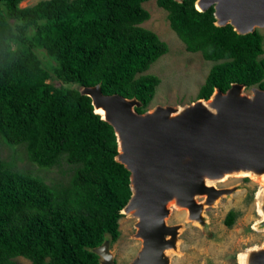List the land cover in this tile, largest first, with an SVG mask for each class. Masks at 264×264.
Masks as SVG:
<instances>
[{
  "label": "trees",
  "instance_id": "1",
  "mask_svg": "<svg viewBox=\"0 0 264 264\" xmlns=\"http://www.w3.org/2000/svg\"><path fill=\"white\" fill-rule=\"evenodd\" d=\"M25 1L0 0V136L12 146L25 144L40 168L67 166L70 176L51 185L0 160V264L18 257L32 264H100L90 249L107 236L113 244L121 237L131 173L116 160L113 127L80 87L100 84L105 95L137 98L143 114L161 83L146 72L169 46L142 27L150 0H42L22 7ZM157 4L187 51L216 63L198 99L234 83L264 90L260 31L240 35L231 25L218 27L214 8L200 12L196 0ZM238 216L230 211L225 225Z\"/></svg>",
  "mask_w": 264,
  "mask_h": 264
},
{
  "label": "water",
  "instance_id": "2",
  "mask_svg": "<svg viewBox=\"0 0 264 264\" xmlns=\"http://www.w3.org/2000/svg\"><path fill=\"white\" fill-rule=\"evenodd\" d=\"M212 7L218 27L231 25L240 35L264 28V0H196L200 12ZM248 90L234 83L226 92L215 89L209 99L149 106L140 114L136 108L143 104L137 98L105 95L100 84L80 87L95 113L113 127L116 160L131 173L132 196L121 213L136 220L134 238L142 246L129 264H172L184 229V224H168L172 210L188 209L189 220L206 227L205 210L211 204L200 199L217 191L209 181L241 174L264 177V90ZM221 198L215 195L211 201L216 205ZM112 244L107 236L90 249L100 264H116ZM249 250L247 264H264L263 244Z\"/></svg>",
  "mask_w": 264,
  "mask_h": 264
},
{
  "label": "rangeland",
  "instance_id": "3",
  "mask_svg": "<svg viewBox=\"0 0 264 264\" xmlns=\"http://www.w3.org/2000/svg\"><path fill=\"white\" fill-rule=\"evenodd\" d=\"M40 1L42 0H27L22 3V7L33 6ZM143 6L150 13V19L143 23L142 27L155 32L169 46V52L159 58L146 72L161 79L150 109L157 105L185 106L195 102L210 70L216 63L206 61L201 53L187 51L184 42L171 29L168 12L158 6L157 0H150ZM258 31L264 37V28ZM38 54L49 69L51 61L48 55L45 51ZM49 82L56 87L63 86L56 79ZM0 160L17 171L38 176L51 185L69 180V167L40 168L29 159L25 144L12 146L1 136ZM249 177L240 175L217 184L219 189H238L232 195L225 193L218 204L205 210L206 227L201 226L197 221L195 224L187 222V211L172 210L168 224H184L179 252L173 254L172 264H240V253L251 247L264 245V229H260L264 226H260L262 217L259 215L257 205V193L258 189H261V184ZM230 211L239 213L232 227L224 223ZM135 224L136 220L129 216H124L120 220L121 237L112 244L116 264H129L141 249V241L134 238ZM13 262L32 264L23 257L14 258Z\"/></svg>",
  "mask_w": 264,
  "mask_h": 264
},
{
  "label": "bare ground",
  "instance_id": "4",
  "mask_svg": "<svg viewBox=\"0 0 264 264\" xmlns=\"http://www.w3.org/2000/svg\"><path fill=\"white\" fill-rule=\"evenodd\" d=\"M241 175H243V177H252V178H254L255 180H257L258 182H260V184H261V189H259V191H258V193H257V205H258V212H259V215L262 217V220H261V222H259L260 223V226L261 227H263L264 226V211H263V209H262V199H263V197H264V177H256V176H254V175H252V174H241ZM237 176H240V175H237ZM237 176H233V177H237ZM249 177V178H250ZM229 178H231V177H229ZM229 178H224V179H222V180H220V181H209L208 183H207V185H208V187H215L216 189H217V191H214V193L212 192V193H207L206 195H204V197H202V199H200V201H202L203 203L204 202H206V200H207V202L206 203H208V204H211V205H209L208 207H214L215 205L213 204V202L211 201V199H212V197H214L215 195H217V196H219L220 195V197H222L225 193H228V195H232L238 188H230V189H219L218 187H217V184L218 183H221V182H224V181H226V180H228ZM234 191V192H233ZM204 199V200H203ZM222 199V198H221ZM220 201V200H219ZM217 204H218V202H217ZM176 208V207H175ZM177 210L178 209H180V210H185V211H187L188 212V217L186 218V221H191V220H189V216H190V212H189V210L188 209H181V208H176ZM206 209H207V207H206ZM129 216V218H131V216L130 215H127L126 217H128ZM132 219V218H131ZM195 222L196 221H191V223H194L195 224ZM201 224V223H200ZM170 226H172V225H170ZM202 226V225H201ZM260 229H264V227L263 228H260ZM169 238V237H168ZM264 246V245H263ZM257 248L258 247H260V246H256ZM250 249V248H249ZM249 249H247L245 252H242V253H240V255H239V262H240V264H247V261H248V257H249V252H250V250ZM170 253H172V251H169ZM103 263L105 264V262H104V260H103Z\"/></svg>",
  "mask_w": 264,
  "mask_h": 264
}]
</instances>
